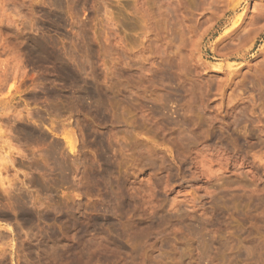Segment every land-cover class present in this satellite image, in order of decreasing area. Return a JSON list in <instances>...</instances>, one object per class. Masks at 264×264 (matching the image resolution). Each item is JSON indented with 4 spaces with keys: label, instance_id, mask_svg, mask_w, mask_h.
I'll return each mask as SVG.
<instances>
[{
    "label": "rangeland",
    "instance_id": "374dc122",
    "mask_svg": "<svg viewBox=\"0 0 264 264\" xmlns=\"http://www.w3.org/2000/svg\"><path fill=\"white\" fill-rule=\"evenodd\" d=\"M0 264H264V0H0Z\"/></svg>",
    "mask_w": 264,
    "mask_h": 264
},
{
    "label": "bare ground",
    "instance_id": "6f19581e",
    "mask_svg": "<svg viewBox=\"0 0 264 264\" xmlns=\"http://www.w3.org/2000/svg\"><path fill=\"white\" fill-rule=\"evenodd\" d=\"M45 59H46V58H45ZM57 163H58V162H57ZM58 171H59V170H58ZM60 172H61V170H60ZM60 172H59V173H60ZM110 196H111V195H110ZM110 200H111V199H110ZM16 201H17V200H16ZM19 202H20V201H19ZM21 204H22V203H21ZM25 211H26V210H25ZM44 246H45V245H44ZM42 249L44 250V249H45V247H43Z\"/></svg>",
    "mask_w": 264,
    "mask_h": 264
}]
</instances>
